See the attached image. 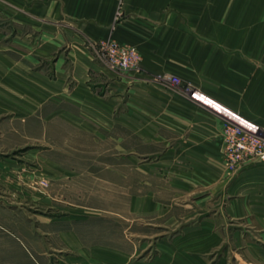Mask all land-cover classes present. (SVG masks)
Here are the masks:
<instances>
[{"label": "crops", "instance_id": "0c3cea01", "mask_svg": "<svg viewBox=\"0 0 264 264\" xmlns=\"http://www.w3.org/2000/svg\"><path fill=\"white\" fill-rule=\"evenodd\" d=\"M109 39L137 48L150 73L173 74L182 85L190 87L189 92L173 96V109L166 108V93L160 92L158 96L150 93L143 99L158 102V109L148 110L149 116L161 120L155 128L158 133H173L175 142L186 150L176 157L188 159L200 169L181 177L199 181L207 189L215 180H225L223 171L214 167L219 164L225 145L222 127L214 118L223 114L197 97L214 101L261 125L256 118L264 117V0H0V126L3 130L26 134L33 140L43 138L53 144L57 141L62 149L73 148V142H79L81 149H96L104 144L105 136V140L115 142V147L121 141L123 148L133 151L135 117L140 116L138 113L147 115L146 109L118 111L117 103L103 100L88 86L90 70L100 67L85 42ZM68 44L69 57L63 50ZM40 62L56 66V76L39 71ZM70 63L80 80L73 92L66 85L65 66L69 67ZM170 115L174 118V129L167 128V121L163 120ZM120 116L126 119L119 120ZM119 128L123 135L119 134ZM143 131L151 133L150 128ZM131 158L133 166L134 157ZM96 161V157H86L78 164L92 165ZM50 164L52 170L62 171L54 173V179L79 181V188L97 186V175L86 168L73 172L70 164L74 162L50 158ZM108 174L112 175L109 171ZM128 177L129 174L127 181ZM130 178V192L127 184L125 192L121 195L118 192L116 199L110 201L123 209L115 212L130 213V217H124L127 224L130 221L126 236L123 234L119 242H111L109 246L87 248L80 236L67 231L66 237L74 241L69 244L75 252L72 258L87 261L88 254L94 253L95 259L102 261L105 251L117 262L128 261L135 252L129 238L134 234L135 212H170L165 208L167 205L153 199V194L144 199L136 197L133 171ZM235 179L242 193L234 201L236 208L224 207L221 218L246 222L255 238L249 239L247 245L253 250L255 260L264 262V162L245 166ZM94 198L93 207L88 210L102 214L104 204L99 197ZM76 207L80 212L88 211L82 205ZM181 207L187 215L176 213L171 218L185 221L181 223L183 231L173 239L164 237L158 246L170 251V262L175 260V263L169 264H178L180 243L190 245L186 251L181 249L186 261L190 264L204 261L199 255L213 250L220 239V234L215 235L211 230L215 226V208L212 205L193 210L194 204Z\"/></svg>", "mask_w": 264, "mask_h": 264}, {"label": "rangeland", "instance_id": "374dc122", "mask_svg": "<svg viewBox=\"0 0 264 264\" xmlns=\"http://www.w3.org/2000/svg\"><path fill=\"white\" fill-rule=\"evenodd\" d=\"M116 44L133 47L114 39L85 42V46L91 51L92 59L98 62L100 67L97 70H90L88 86L92 87L96 95L103 100H112L114 104L117 103L118 111L125 112L127 108H134L139 112H143V109H146L145 112L158 109V102L143 99L150 93L158 96L160 92L162 95L166 93L168 97L166 108L173 109V96L179 92L190 91V87L182 85L180 78L173 74L150 73V70L144 66L143 54L137 48L139 59L136 58L135 70H130L126 74L114 69L110 64L109 51L116 47ZM63 50L64 55L67 56L70 44ZM58 55L56 53V59ZM52 66V63L48 65L40 62L39 71L51 77L56 76L57 68ZM59 71L62 74V70ZM65 71L68 74L67 89L73 92L78 88L80 81L74 74L73 63H70L69 67L66 64ZM193 95L197 97L196 93ZM197 98L223 114V118L217 116L214 118L216 124L222 127L221 135L225 141L221 160L214 167L223 171L225 180H215L213 186L208 189L199 181L181 177L182 174H190V171L196 172L200 169L192 165L188 159L176 157V154L182 156L181 152L184 153L186 150L182 149L180 143L175 142L173 133L166 134L164 131L158 133L155 128L160 125L161 120L158 116H149V112L145 116L138 113L140 116L135 117L137 128L133 138L134 150L129 152L121 146V141L119 147H115V142L105 140V136L104 144L97 146L96 149H81L78 147L79 142H73L75 146L71 149H62L61 143L57 141L53 144L43 138L33 140L26 134L5 132L0 126V264L175 263V260L170 262L172 260L171 257L169 259L170 251L160 248L158 244L164 237L173 239L183 231L181 223L185 221L177 222L171 217L176 213L182 216L187 215L186 209L183 212L181 207L185 204H194L193 210L197 208L201 210L213 205L215 226L211 230L215 235L220 234L214 249L199 255L200 259L206 260L192 262L193 264H264L255 260L253 250L247 245V242H250L249 239L255 240V238L254 233L246 227V222L232 217H223L224 220L221 218L224 207L236 208L234 201L242 193L241 186L235 183L237 175L245 166L261 161H247L240 164L229 162L225 154L226 131L233 127L251 130L256 127L259 135L264 138V117L256 118L261 122V125H258L214 101L204 97ZM190 105L199 108L197 105ZM122 119L125 120L126 117L120 116L119 120ZM163 120L167 121V124L163 123L167 125V128L174 129V118L171 115ZM145 128H150L151 133L143 131ZM118 131L120 135H123L121 128ZM113 132L114 129L112 134ZM175 144L178 148H175ZM53 145H55L54 148H52ZM86 157H96L97 161L92 165L78 164L79 161L82 163V158ZM128 157L130 159L127 161ZM131 157H134L133 166ZM50 158L74 162L70 164L73 172L78 173L85 168L91 171L97 175L96 188L94 184L79 188V181L54 179L56 177L54 173L62 171L52 170ZM107 170L112 175L108 174ZM132 171L135 196L144 199L153 194V199L167 205L165 208L170 212L167 214L135 212L134 234H130L129 237L135 252L134 256L128 261H123L124 263L111 259L112 255L105 251L102 261L95 259L94 253L88 254L87 261L72 258L75 252L69 244H73L74 241L70 236L66 237L67 231H71L72 236L74 234L80 236L87 248L96 245L109 246L111 242L114 244L116 241L119 242L123 234L126 236L125 229L130 225V221L127 224L124 217L127 215L130 217V213L119 212L123 211L122 207L117 208L116 204L110 201L116 199L115 195L118 192L120 195L121 192H125L127 184H129L130 192ZM127 174H129V181L126 179ZM99 184L102 186L100 187ZM95 196L97 199L99 197L104 204H99L103 208L102 214L88 210L93 207ZM76 205H82L88 211L80 212ZM73 207L75 210L68 209ZM117 209L119 211L115 212L114 210ZM185 245L181 243L178 245V260L180 257L182 260H177L178 264H190L184 259L185 255L181 254V249L185 251L190 249L189 243Z\"/></svg>", "mask_w": 264, "mask_h": 264}, {"label": "built area", "instance_id": "2783aa9c", "mask_svg": "<svg viewBox=\"0 0 264 264\" xmlns=\"http://www.w3.org/2000/svg\"><path fill=\"white\" fill-rule=\"evenodd\" d=\"M111 66L122 73H128L136 68V58L139 54L135 47L118 46L109 51ZM138 63V62H137ZM258 128L254 130L244 127L228 128L225 154L231 163H245L261 160L264 162V138L259 135Z\"/></svg>", "mask_w": 264, "mask_h": 264}]
</instances>
